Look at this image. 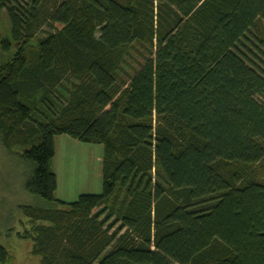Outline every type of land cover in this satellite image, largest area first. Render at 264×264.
<instances>
[{
	"label": "trees",
	"instance_id": "obj_1",
	"mask_svg": "<svg viewBox=\"0 0 264 264\" xmlns=\"http://www.w3.org/2000/svg\"><path fill=\"white\" fill-rule=\"evenodd\" d=\"M2 9L0 144L41 200L39 264H264V0ZM57 136L102 146L100 194L55 198Z\"/></svg>",
	"mask_w": 264,
	"mask_h": 264
},
{
	"label": "rangeland",
	"instance_id": "obj_2",
	"mask_svg": "<svg viewBox=\"0 0 264 264\" xmlns=\"http://www.w3.org/2000/svg\"><path fill=\"white\" fill-rule=\"evenodd\" d=\"M50 31L48 27H43L34 39L43 38ZM4 40L9 41L10 36L9 23L5 11L2 9L0 10V42ZM31 44L35 45V40ZM8 54L9 52L0 54V60L5 59ZM124 66H126L124 67L126 70L131 68L129 66L135 67L134 58L130 57ZM54 142L58 151L60 148H65L64 152L68 157L71 156L68 160H71L73 164H71L73 173H69L65 170V167L68 168V163L60 165L64 167V169H60V166L56 163L58 158L53 161L51 170L57 172L55 197L63 199V201L73 202L81 194H93L89 193L92 191L85 189L90 173L86 168L81 171L75 167L79 166L81 160L79 159L81 148L75 147V145H78L75 144L77 142L67 136L55 137ZM99 146L102 148L101 145ZM95 147L98 146L95 145ZM18 153L19 151L15 149L9 152L3 149L0 144V246L7 253L8 264H39V257L30 254L31 241L19 237V235L29 230V222L22 215L20 207L37 206L41 203V200L25 190L27 169ZM101 188L94 195L100 194Z\"/></svg>",
	"mask_w": 264,
	"mask_h": 264
},
{
	"label": "crops",
	"instance_id": "obj_3",
	"mask_svg": "<svg viewBox=\"0 0 264 264\" xmlns=\"http://www.w3.org/2000/svg\"><path fill=\"white\" fill-rule=\"evenodd\" d=\"M58 137V136H57ZM71 139V138H70ZM73 140V139H72ZM75 147L77 148H81L80 149V153H79V159H81L79 161V166H75L77 169H80L81 171H83L84 168H86V170L88 171V173H90V177L89 179L87 178V184H86V190L87 191H92L89 193H93L95 194L96 192L99 191V189L101 188V171H102V155H103V149L96 144H86V143H81L78 142L76 140H74ZM98 146V147H95ZM53 146H54V157L52 158V161L50 163V169L51 166L53 164V161H55L57 158V165H66L68 163V168L65 167V170H67L69 173H73V166H71V160L69 161L68 159L71 158L68 157L66 155L65 148L62 149L60 148L58 151V148H56L55 146V142L53 140ZM85 148V149H84ZM97 148V149H96ZM69 161V162H68ZM77 163V162H76ZM84 163V164H83ZM73 165V164H72ZM60 169H64V167L60 166ZM56 177V188H57V176H56V171L51 170ZM55 196V194H54ZM57 199V197H55ZM58 200L63 201V199L58 198ZM63 202H67V201H63Z\"/></svg>",
	"mask_w": 264,
	"mask_h": 264
}]
</instances>
